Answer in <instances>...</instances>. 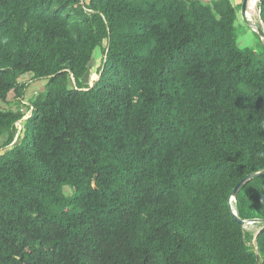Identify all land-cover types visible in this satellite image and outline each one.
Returning a JSON list of instances; mask_svg holds the SVG:
<instances>
[{
    "label": "trees",
    "instance_id": "16d2710c",
    "mask_svg": "<svg viewBox=\"0 0 264 264\" xmlns=\"http://www.w3.org/2000/svg\"><path fill=\"white\" fill-rule=\"evenodd\" d=\"M241 7L0 0V264H264V224L231 210L264 219V175L233 198L264 170Z\"/></svg>",
    "mask_w": 264,
    "mask_h": 264
},
{
    "label": "rangeland",
    "instance_id": "374dc122",
    "mask_svg": "<svg viewBox=\"0 0 264 264\" xmlns=\"http://www.w3.org/2000/svg\"><path fill=\"white\" fill-rule=\"evenodd\" d=\"M233 1L236 5H240L243 2V0H233ZM241 8H238L239 18L237 21V28H238L239 37H240L238 45L242 49L249 47V48H252L255 50H259V49L263 48L264 39L259 34L255 33V30L245 22V20L242 17ZM248 16L251 20H254L257 23V20L259 18V11L257 10V0H251V2L249 3ZM100 62H101V53H100V51H97L95 53V62L93 64V66L91 67L90 78L92 79V81L96 80L98 78L97 77V69L100 66ZM31 79H32V75L28 74L25 77H23L22 80H25V81L30 80L31 81ZM45 88H46V80H44V79L35 80V81L31 82V85L27 90L28 92H27V96H26L27 98H26L25 102L28 103L29 99L31 97H35L37 94L44 92ZM9 101L12 103L10 105L12 108L16 107V102H15L13 92H11L9 95ZM24 110L27 111L26 109H24ZM23 126H25V123L23 124ZM24 133H25V130H23V134ZM69 188L68 187L66 188V191L68 193L71 192ZM250 227L252 229L254 228L253 225Z\"/></svg>",
    "mask_w": 264,
    "mask_h": 264
},
{
    "label": "water",
    "instance_id": "95a60500",
    "mask_svg": "<svg viewBox=\"0 0 264 264\" xmlns=\"http://www.w3.org/2000/svg\"><path fill=\"white\" fill-rule=\"evenodd\" d=\"M251 2V0H243L242 2V8H241V13H242V17L243 19L245 20V22L250 26L252 27L254 30H256L260 36L264 39V28L262 25L256 23L254 20H251L248 16V13H249V3ZM91 76V72L88 74V80H90L91 82V85L93 86L94 85V80L92 81V79L90 78ZM90 78V79H89ZM264 175V170L262 171H259V172H255V173H251L249 175H247L243 180H241L237 186L235 187L234 189V192H233V198H237L238 197V194H239V191L242 187V185L244 183H246L247 181L251 180V179H254V178H257V177H260ZM231 210L233 212V214L235 215L236 219L239 221V223L243 226L247 225V224H251V225H254V224H264V219H254V220H243V219H240L237 215V212L235 211V209L233 208V206H231ZM264 231V227H262L258 233Z\"/></svg>",
    "mask_w": 264,
    "mask_h": 264
},
{
    "label": "built area",
    "instance_id": "2783aa9c",
    "mask_svg": "<svg viewBox=\"0 0 264 264\" xmlns=\"http://www.w3.org/2000/svg\"><path fill=\"white\" fill-rule=\"evenodd\" d=\"M97 77H98V75H97ZM25 104H27L26 102H24ZM23 110H24V108H23ZM25 111V110H24ZM31 112H32V110H27V111H25V116L23 117V119L21 120V121H19L18 123H17V126L19 127V129H21L22 128V121L23 120H26L27 118H29L30 116H31Z\"/></svg>",
    "mask_w": 264,
    "mask_h": 264
}]
</instances>
